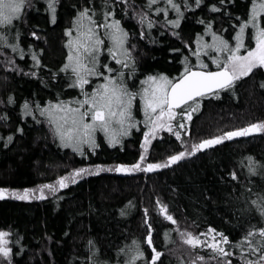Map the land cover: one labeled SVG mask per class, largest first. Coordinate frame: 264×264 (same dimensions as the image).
I'll return each mask as SVG.
<instances>
[{
	"label": "trees",
	"instance_id": "trees-1",
	"mask_svg": "<svg viewBox=\"0 0 264 264\" xmlns=\"http://www.w3.org/2000/svg\"><path fill=\"white\" fill-rule=\"evenodd\" d=\"M102 2L91 0L97 7ZM252 2L234 0L221 5L219 0H204L200 7L184 12L178 29L166 27L163 17L152 12L150 15L157 23L144 36L138 35L142 26L135 12L146 0H134L135 10L125 15L121 16L118 11L117 18L131 34L138 82L158 72L178 75L183 71L185 55L195 64L192 49L186 48L184 42L194 44L198 34L210 41L211 35L205 33L208 23L231 42L235 25L248 17ZM117 3L118 9L125 7L119 0ZM213 3L221 11L211 10L209 6ZM33 4L15 25L27 53L16 59L23 71L5 67V57L0 55V187L38 190L40 185L56 183L60 176L76 168L133 164L140 155H145V162L142 170L135 172L96 173L93 170L92 174L77 178L76 183H69L55 194L45 189V197L41 199L22 201L7 195L0 198V230L11 231L12 241L19 239V244L12 245V264H86V257L91 264L89 240L99 249L100 260L115 264L121 258L118 249L135 239L143 241L148 231H152L157 249L164 252L157 264L161 261L162 264H189L197 253L205 255V264H217L216 260L208 259L212 255L208 249L193 250L180 233L184 230L207 233L211 227L223 231L234 242L242 237L250 223H261L264 218L250 202L257 194H264V167L249 174L245 165L248 157L264 165V133L225 140L207 152H197L151 172L145 170L146 163L166 161L169 155L184 150L185 145L172 133L163 131L162 137L153 140L146 153L142 134L146 127L133 129L132 135L115 147L99 137V148L95 153L86 149L85 156L65 148L42 117L24 115L23 103L38 101L43 105L57 97L68 99L79 95L76 88L69 86L70 77L62 70L67 56L65 30L89 0H59L55 24L45 11V0H33ZM167 18L175 19V12L170 11ZM32 31L37 32L38 38L31 36ZM173 31L179 36L173 35ZM29 48L37 53L38 67L34 68ZM5 50L9 56L13 55ZM209 67L215 70V65ZM31 71L37 75H31ZM9 96L14 102H9ZM257 121H264V71L260 70L239 79L233 88L221 91L218 96L205 97L188 122L190 135L183 132L181 139L190 145ZM20 127L22 133L18 131ZM9 135L13 136L11 141L7 139ZM230 171H236L239 179L234 180ZM161 204L167 205L180 231L162 215ZM121 209L127 214L121 215ZM178 242L181 247H188L186 254L178 252ZM230 259L232 264H239L235 257ZM0 264L8 261L3 259Z\"/></svg>",
	"mask_w": 264,
	"mask_h": 264
},
{
	"label": "snow or ice",
	"instance_id": "snow-or-ice-1",
	"mask_svg": "<svg viewBox=\"0 0 264 264\" xmlns=\"http://www.w3.org/2000/svg\"><path fill=\"white\" fill-rule=\"evenodd\" d=\"M45 2V11L50 13V21L55 24L59 0ZM203 2L204 0H146L144 6L135 12L142 26L138 35L144 36L157 23L150 13L161 15L166 27L178 29L184 12L192 7H200ZM219 2L224 5L234 3V0ZM119 4L125 7L118 9L117 0H103L99 7L89 0V4L80 7L71 26L65 30L67 56L62 69L70 77L69 86L78 88L79 95L68 99L57 97L43 105L38 101L30 103L25 100L23 110L26 117H42L60 144L66 148L71 147L81 156L87 155L86 149L95 153L99 148L98 133H103L107 143L115 147L122 145L124 138L132 135L133 129L146 127L147 130L142 133L146 153L152 140L166 130L181 140L185 145L184 150L169 155L166 161L146 163L145 170L149 172L176 164L185 157L219 145L225 140L264 133V121H257L190 145L181 139L183 132H188V122L193 119V114L201 107L205 97L218 96L221 91L233 88L239 79L256 70L264 71V0H253L248 17L235 25V35L231 42L213 30L212 23H208L205 33L211 35L210 41L198 34L194 44L184 42L186 48L192 49L191 56L195 57V64L185 55L183 71L178 75L170 76L164 72L148 74L139 81V88H136L139 77L136 76L137 62L134 46L130 43L131 34L123 26L122 20L117 18L118 11L122 16L129 10H135L136 5L134 0H119ZM33 6V0H0V55L5 57L4 66L12 71H23L16 64V59L27 55L20 40L21 34L15 25L26 15V9ZM209 7L213 11H221L215 3ZM170 11L175 12V19L167 18ZM201 23L204 21L201 20ZM172 34L179 36L176 31ZM31 36L38 38L35 31L31 32ZM5 49L10 50L13 55L9 56V51ZM29 53L34 61V68L38 67L40 61L36 51L29 48ZM102 56L104 62L101 60ZM109 60L120 67L115 68ZM210 64L215 65V70L209 67ZM30 74L37 75L36 71H31ZM8 100L14 102L11 96ZM141 110L143 124L137 116ZM4 116L6 118L7 114ZM18 131L22 133L23 128H18ZM7 139L11 141L13 136L9 135ZM144 162L145 155H140L139 160L133 164L80 167L60 176L56 183L40 185L38 190L25 188L21 191L0 187V198L7 195L22 201L41 199L45 197V189L55 194L60 189L67 188L69 183H76L77 178L92 174L93 170L96 173L135 172L142 170ZM245 167L249 174H253L258 167L264 165H259L253 157H248ZM229 175L234 180L239 179L236 171H230ZM250 203L256 206L264 218V194H257V198ZM129 204L131 205V201ZM160 210L168 221L177 225L176 231H180L178 222L169 213L167 205L161 204ZM144 212L147 214L148 209L145 208ZM126 214L121 209V215ZM147 227L151 229V224L148 223ZM180 235L193 250L208 249L212 253L208 259L216 260L217 264H232L230 257H235L239 264H264V219L260 224L250 223L242 237L234 242L223 231L211 227L207 233L194 234L184 230ZM10 236L11 231L0 230V256L8 264H12V245L19 244V239L12 241ZM88 248L92 254L91 264H111V261L100 260L99 249L94 241H88ZM145 248L148 249L147 252ZM118 253L121 258L115 264H157L164 255L155 246L152 231L147 232L143 241L135 239L131 244L119 248ZM88 260L86 257V264ZM205 262V255L197 253L189 264Z\"/></svg>",
	"mask_w": 264,
	"mask_h": 264
},
{
	"label": "rangeland",
	"instance_id": "rangeland-1",
	"mask_svg": "<svg viewBox=\"0 0 264 264\" xmlns=\"http://www.w3.org/2000/svg\"><path fill=\"white\" fill-rule=\"evenodd\" d=\"M102 58H103V60H104V57L102 56L101 57V60H102ZM109 63H111L115 68H119L120 67V65L119 64H117L116 62H114V61H108ZM2 66V65H1ZM0 66V67H1ZM129 76L131 77V73H129ZM93 79H96V78H93ZM140 87V83L137 81L136 82V88H139ZM76 90L77 91H79V89H77L76 88ZM74 95H72V96H70V97H73ZM69 97V98H70ZM137 116H138V119H141V123L143 124V112H142V110L137 114ZM164 131H166V130H164ZM162 135V133L159 135V136H157L155 139H157V138H160V137H162L161 136ZM103 138V133H98V138ZM155 139H153V140H155ZM152 140V141H153ZM105 141H106V139H105ZM66 148V147H65ZM67 148H69V149H71V150H73L71 147H67ZM74 151V150H73ZM182 228V227H181ZM180 242H178V245H177V247L176 248H179V250L180 251H178L179 253H181L182 255H184V254H186L187 252H188V247H186V246H183V247H181V244H179ZM181 247V248H180ZM3 257L2 256H0V261H3Z\"/></svg>",
	"mask_w": 264,
	"mask_h": 264
},
{
	"label": "water",
	"instance_id": "water-1",
	"mask_svg": "<svg viewBox=\"0 0 264 264\" xmlns=\"http://www.w3.org/2000/svg\"><path fill=\"white\" fill-rule=\"evenodd\" d=\"M234 139H236V137H234V138H231V139H228L229 141H232V140H234ZM209 149V148H208ZM208 149H205V150H202L201 152H207L208 151ZM162 215H163V212H162ZM164 216V215H163ZM165 217V216H164Z\"/></svg>",
	"mask_w": 264,
	"mask_h": 264
}]
</instances>
